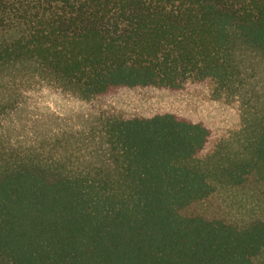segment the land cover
<instances>
[{
    "label": "trees",
    "instance_id": "16d2710c",
    "mask_svg": "<svg viewBox=\"0 0 264 264\" xmlns=\"http://www.w3.org/2000/svg\"><path fill=\"white\" fill-rule=\"evenodd\" d=\"M246 56L264 59V0H0V127L32 88L93 113L47 154L0 138V264H256L263 221L180 211L264 178V118L223 153L211 111L133 99L219 98Z\"/></svg>",
    "mask_w": 264,
    "mask_h": 264
},
{
    "label": "rangeland",
    "instance_id": "374dc122",
    "mask_svg": "<svg viewBox=\"0 0 264 264\" xmlns=\"http://www.w3.org/2000/svg\"><path fill=\"white\" fill-rule=\"evenodd\" d=\"M242 62V77L233 87L220 91L219 98L204 94L192 101H163L151 92H138L133 99L137 105H162L179 111L194 109L204 114L211 111L213 121L220 128L222 152L242 153L250 138L247 130L251 121L264 118V59L246 56ZM32 89L23 92L24 98L13 96L15 105L22 99L23 103L4 117L0 138L16 143L17 147L34 146L47 154L53 151L51 138L55 133L67 131L74 123L75 127L83 125L93 113L85 103L70 95L51 89ZM7 93L1 78L0 100ZM180 214L220 220L240 229L255 221L264 222V178L253 174L240 185L216 181L211 196L194 202ZM255 262L264 264V253Z\"/></svg>",
    "mask_w": 264,
    "mask_h": 264
}]
</instances>
